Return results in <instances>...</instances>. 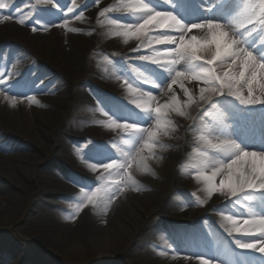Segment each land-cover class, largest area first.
I'll use <instances>...</instances> for the list:
<instances>
[{
	"label": "snow or ice",
	"instance_id": "obj_1",
	"mask_svg": "<svg viewBox=\"0 0 264 264\" xmlns=\"http://www.w3.org/2000/svg\"><path fill=\"white\" fill-rule=\"evenodd\" d=\"M71 2L68 13L79 7L76 0ZM220 2L203 0L200 9L211 13ZM37 3L55 9L54 15L62 12L58 0ZM236 3L237 10L227 19L186 21L174 11V0H118L99 11V17L124 13L108 19L111 35L122 37L125 44L135 41L129 53L134 58L121 64L119 76L134 107L127 111L125 105L116 106L112 115L101 108L108 117L105 126L117 134L111 141L115 155L88 165L98 174L100 186L87 191L81 187L77 212L92 205L106 213L119 193L137 190L136 173L149 172L150 162L160 158L163 139L177 131L176 118L189 119V129L197 133L193 178L204 185L208 200L223 197L226 204L242 210L223 217L224 232L236 249L264 259V42L257 45L250 39L258 30L264 35V0ZM0 10H9L3 21L16 20L12 12L20 11L11 0H0ZM66 16L61 17L63 24L49 21L40 27L44 31L49 26L67 27ZM82 17L83 11L76 19ZM16 22L26 24L23 18ZM38 24L33 23L32 32L38 31ZM15 83L14 74L0 73V97L13 108L23 96L9 94ZM195 258L199 264H220L201 253Z\"/></svg>",
	"mask_w": 264,
	"mask_h": 264
},
{
	"label": "bare ground",
	"instance_id": "obj_2",
	"mask_svg": "<svg viewBox=\"0 0 264 264\" xmlns=\"http://www.w3.org/2000/svg\"><path fill=\"white\" fill-rule=\"evenodd\" d=\"M175 1V0H174ZM177 1V0H176ZM118 0H100L99 4L92 3V0H87L85 4L79 5L80 12L83 11L84 19L93 13L100 11L101 9L110 5H116ZM203 0H195L194 6L200 8V4ZM186 4V1H183ZM61 6L63 5L60 2ZM233 8L237 10L238 5L236 0L232 3ZM35 8L41 12L52 11L54 9L50 6H46L43 3H37L35 0ZM63 7V6H62ZM87 10V11H86ZM86 11V12H84ZM56 13V12H54ZM74 13V12H73ZM75 17L79 15V11L74 13ZM111 18L123 16L124 13L114 12L108 13ZM200 11L198 16L193 20H198L206 17H213L216 14L210 15ZM63 14L46 15V19L40 20L41 25H47L49 21L52 25L63 24ZM68 18V17H66ZM127 17L125 16V19ZM68 20V25L71 21ZM186 21H192L188 19ZM38 31L34 33V37H37L39 41L36 43L41 44L42 53L36 56L31 62V68L29 69V76L27 82L31 84H15L11 87L12 93H23V96H18L21 101L13 108L7 104L2 97H0V184H4L8 180H16L18 184H21L23 177L30 176L28 174L27 166L33 163L36 167L35 176L32 179V192L35 195H39L41 198L40 203L44 206L41 211L46 208L52 207L53 203L57 201L58 197H64L73 194L78 184L90 182L89 177L77 176L73 174L68 164L63 162L62 150L70 147L72 141L77 139V134L61 127L62 116L66 113V107L72 103V99L67 95V90L73 85H82L79 80H82L81 67L84 64V60H81V56L85 53L84 44L82 46L72 45L73 42H84L89 39L91 30L89 27L81 26L80 30L76 32H63L60 36V46L53 52L52 47L54 43L53 36L55 32H61L65 29L57 26H49L47 31H44L40 24L37 26ZM26 29L20 28L19 23H13L10 32L5 33L4 36L8 39L18 38V34ZM27 35V34H26ZM1 37V42L5 41ZM34 37L29 40V43L34 42ZM9 39V41H10ZM254 39L257 45L264 42V35L259 34V30L251 37ZM50 41L51 47L47 44ZM65 41V43H63ZM4 44V43H3ZM90 47V46H89ZM1 48V47H0ZM90 57L97 58V47L93 45ZM0 53L4 59L10 58L8 70L5 71L3 67H0V73H11L13 70L14 59L9 51H2ZM130 52H126L121 56L114 55L109 56L108 59L114 60L119 63L122 60V64L129 59H133L134 56H129ZM86 68V67H84ZM80 78V79H79ZM84 81H90L94 77L92 74L85 73ZM15 79V78H14ZM95 80V78H94ZM25 83V82H23ZM94 84V83H93ZM193 87V85H189ZM80 90V86H77ZM36 93L42 94L37 96ZM177 93L181 95L179 88L177 87ZM93 94V93H92ZM94 99L97 102V108L105 111H110L108 104L105 100L97 95L93 94ZM31 98V101L29 100ZM183 98V97H182ZM99 100H101L102 105ZM104 112V111H103ZM104 115V114H103ZM195 116V112H193ZM4 119V121L2 120ZM182 122V130L178 137L174 139L173 148L160 149L164 155L163 158L155 160L157 174L149 171L146 173H139L138 176L144 184H148L152 187L150 190H143L135 192L132 189H126L124 192L119 193V199H115L109 206L108 211L105 213L100 208L95 207L92 211H89V219L87 222L91 223V226H102L95 232L96 241L100 249L104 251H111L116 244V240H120L122 237H137L140 240H144L153 244V246L159 247L164 255V260H160L154 263L150 258L144 257L142 259L131 258L127 264H199L195 258V254L203 252L206 256L213 257L211 251V245L208 248L201 246L200 249L192 247L190 244L186 245L185 234H179L174 228L176 227H188L195 226L199 228L197 219L207 214V210H198L196 204L186 194L180 193L182 190V176L175 170L178 163L183 164L187 161L191 162V157L195 158V162L198 157L194 151L197 147L195 136L196 132L189 129V125L192 123L189 119L179 118ZM250 121V120H249ZM116 138V135L106 143V149L109 153H113L111 141ZM246 141L248 137H243ZM122 143V141H118ZM39 167V168H37ZM41 167V168H40ZM35 169V168H34ZM170 172V176L173 178L172 187L165 190L162 182V177L166 176ZM141 181V183H142ZM143 184V183H142ZM181 185V186H180ZM19 186V185H18ZM24 185H22L23 187ZM21 187V189H22ZM25 189L28 187L24 186ZM180 189V190H179ZM9 197L8 193L0 187V219L1 221H8L15 216V203ZM118 200L119 202H116ZM115 203V204H114ZM209 211L215 215L216 210L225 204L223 197L217 198L214 196L209 200ZM242 211L238 206H235L233 213L237 215ZM243 211H247L246 209ZM216 217V216H215ZM86 215L80 220L81 224H86ZM87 221V220H86ZM105 221V223H104ZM105 226H103V223ZM32 224L36 228H43L47 231H55L54 225L50 216L46 213H42L32 221ZM80 224V225H81ZM242 226V225H241ZM62 227V226H59ZM75 227V226H74ZM60 229V228H59ZM87 230L89 228H86ZM199 232V230H197ZM196 233L194 234H197ZM82 234V232H81ZM193 234V235H194ZM171 240V242H170ZM164 242V243H163ZM84 243L83 241L80 242ZM71 247H78L77 241H68ZM213 250V249H212ZM191 255V260H185L184 257ZM257 260H263L260 254L254 253L253 255ZM261 264V263H260Z\"/></svg>",
	"mask_w": 264,
	"mask_h": 264
},
{
	"label": "rangeland",
	"instance_id": "obj_3",
	"mask_svg": "<svg viewBox=\"0 0 264 264\" xmlns=\"http://www.w3.org/2000/svg\"><path fill=\"white\" fill-rule=\"evenodd\" d=\"M86 1L87 0H76V2L81 5L85 4ZM58 2L63 3L62 12L59 14L64 15L66 13V17H68L67 19H69L71 23L62 30V33L55 32L53 36L55 44L60 42V36H62L63 32L66 33L68 28H74L78 31L81 26H85L89 27L91 30L88 40L72 43V45H74L73 47L82 46L81 43H83L85 47V53L81 56V60H84V64L80 69L82 80H79L80 83H83L82 85L72 84L67 90V95L72 99V103L66 107V113L62 116V123L60 124L61 127H66V129L78 135L77 139L72 141L70 147L62 150L63 162L68 164V168L73 174L80 177H89L90 182L78 184V186L73 189L75 190L73 194L58 197L52 207L46 208L42 212H39V210L41 211L44 207L39 201L41 198L39 195H35L32 192V179L37 170L33 163L27 166L30 176L23 177L21 184H18L16 180H8L4 184H0V187L2 185V189L8 193L9 197L13 198L12 200L15 203V216L8 221H1L0 219V264H127L126 262L131 258L137 260L144 257H148L154 263H157L160 260H164V255L160 253L162 252L161 249L153 246L150 242L140 240L139 238L137 239L135 236L122 237L120 240H116V244L111 251L103 252L96 241V236H94L95 232L103 227H98L99 224H96L95 227L91 226V223L87 224V222H89V211H92L95 207L88 205L79 212H77L76 208L77 204L81 203L83 199L80 191L82 186L85 191L89 188L94 189L100 186V182L95 180L98 174L93 173L88 165L93 162H105L115 155L107 151L106 143L117 134L112 129L105 126L104 122L107 121L108 117L103 115L104 112L97 108V102L93 94H98L105 100L110 108L109 115H112L111 111L116 106L125 105L127 111H131L134 106L129 103L126 86L123 84L122 79L119 78L122 60L116 63L114 60L108 59V57L114 55L121 56L126 52H131V49L135 46V41H129L128 44H125L122 37H114L111 35L107 23L111 16L108 13L105 17H99L98 11L85 19L82 17L77 20L74 13L75 11H79L80 13L78 7L75 9L74 13L67 12V9L72 7L71 0H58ZM244 2H247V0H244ZM11 3L20 10L19 12L13 11L12 15L16 20L21 18L26 20L25 25L19 24L20 28L26 30L20 32L16 39L9 38V41L4 34L10 32V28L13 23H16V20L3 21V14H7L9 10H0V49L2 51H9L14 58L12 59L14 67L13 70L12 68L10 69V72L14 74V78L18 80V83L15 84H20L19 79L21 82L23 78L22 71L27 73L33 59L43 51V43H36L39 40L37 37H34L31 26L37 20L41 25L40 20L42 18L46 19V15L48 17L49 15L53 16L56 10H46L45 13H43V11L41 12L33 6L35 5V0H11ZM232 14L233 6L229 5L224 16L229 17ZM29 17H33V19H29ZM126 19H128V17ZM1 37H5L3 39L6 40L1 42ZM33 37L34 42L29 43V40ZM47 42L51 47L50 41ZM63 43H65V41H63ZM93 45H95L97 49L100 48L97 50V54L99 55L97 58L90 57V53L92 52L91 47ZM59 46L60 43L53 46V52H56ZM0 54L2 55V53ZM4 65L6 64L4 63ZM7 68V66L4 67V70H7ZM86 72H88V75L92 74L95 80L93 78L90 81H84L83 77H85ZM77 86H80V90L77 89ZM36 95L42 96L40 93H36ZM124 114L126 113H116L117 116ZM115 118L116 116H113V119ZM176 119L178 121L177 131L170 137L163 139L165 148H173L175 143L174 139L179 136L182 130L181 120L179 118ZM256 119L259 120V117L257 116ZM2 120L4 121V119ZM249 120H251V117H249ZM157 155L160 158L166 156L160 152V149ZM155 160L150 162V172L151 174L156 173L154 176L157 175L156 177H159ZM195 163V158L191 157L190 163L187 161L186 163H178V165H176L175 170L182 176L181 185L183 186L181 187L182 190L179 189V192L186 194L193 200L198 210H207V214L197 219V224L199 225L197 229L195 226H188L186 228L175 227L174 229L181 235L185 234V243L191 246L195 245L198 239L204 242L203 237L205 236L208 238L218 237L220 251L217 255H221V264H235L234 260H240L241 257L246 259V261H244L245 264H251V260L256 262L255 259H247V254H251L250 251H244L246 254L242 253L238 256L239 253L236 254L232 249L233 244L230 243L222 225L224 224L223 217L233 214L235 206L225 203L216 210L215 215L212 211H209V200L204 191V185L193 178ZM138 176H140L139 172L136 173L137 184L135 187L137 190H134L135 192L152 189L148 184H144L142 179ZM162 182L165 190L172 187L173 178L170 176V172L167 173L165 177H162ZM22 185L28 187V189H25ZM119 198L120 197L117 196L116 199ZM204 200H207V203L201 205L200 201ZM116 202L119 201L116 200ZM42 213H46L50 216L53 223H58L54 225L55 231L51 232L43 228H36L34 224H32V221L36 220ZM84 215L87 216V218H85L87 221L85 220L86 224H81L80 220ZM104 223L103 226H105ZM86 228L89 229L87 230ZM197 230H199V232ZM196 231L198 234L193 236ZM68 241H77L79 245L77 248L71 247ZM82 241L84 243L80 244ZM240 264H243V261H240Z\"/></svg>",
	"mask_w": 264,
	"mask_h": 264
}]
</instances>
